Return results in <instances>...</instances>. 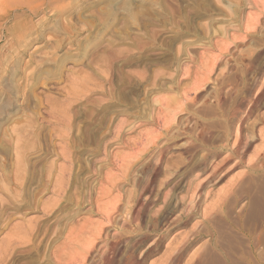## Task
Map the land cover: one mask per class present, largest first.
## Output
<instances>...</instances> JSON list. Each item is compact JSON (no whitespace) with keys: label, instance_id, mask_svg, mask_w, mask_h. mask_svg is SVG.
Segmentation results:
<instances>
[{"label":"rangeland","instance_id":"374dc122","mask_svg":"<svg viewBox=\"0 0 264 264\" xmlns=\"http://www.w3.org/2000/svg\"><path fill=\"white\" fill-rule=\"evenodd\" d=\"M58 1H35L45 4L34 17L18 12V3L0 12L14 14L0 28V264H77L82 258V264H108V259L127 264L129 254L137 255V264H217L212 254H200L211 239L204 221L215 204L229 220L220 216L213 226L231 256L225 262L264 264V96L259 99L264 82V0ZM205 65L208 70H202ZM256 97L259 102L246 116ZM233 111L245 117L246 133L255 134L252 147L238 165H230L198 192L205 177L199 159L207 152L188 155L185 144L204 129L210 137L215 134L209 137L210 148L233 146L235 137L226 132ZM181 125L188 130L176 134ZM214 139L224 141L213 144ZM165 145L170 147L160 151ZM160 152L164 164L155 200L148 214L132 223L134 201L147 187ZM219 154L216 163L226 155ZM193 207L196 215L186 224L171 226ZM166 215L169 224L161 221ZM154 226L160 232L154 234ZM17 229L27 232L25 240L8 246ZM166 231L159 249L142 254L154 235ZM198 231L201 237L187 253L177 254L175 244L181 237ZM143 234L149 239L142 246L134 244ZM170 248L175 251L167 255ZM244 254L255 256L250 260Z\"/></svg>","mask_w":264,"mask_h":264},{"label":"bare ground","instance_id":"6f19581e","mask_svg":"<svg viewBox=\"0 0 264 264\" xmlns=\"http://www.w3.org/2000/svg\"><path fill=\"white\" fill-rule=\"evenodd\" d=\"M35 1H37V0H0V12H2V11H4L5 9H7L8 7H9V5H10V3L11 4H13V3H18V4H16V5H18V7H17V11L19 12V11H27V12H25L24 14L25 15H27L28 14V16L29 15H33V17H34V15L35 14H37L38 15V13L40 12V11H42L43 12V10H40V8L45 4H39V5H36V3H35ZM41 1H45L46 2V0H41ZM56 1H58V0H56ZM62 1V0H61ZM50 2V1H49ZM58 2H60V1H58ZM58 2H56V3H58ZM73 2V1H72ZM78 2V1H77ZM81 2V1H80ZM49 4V3H48ZM53 4V3H52ZM60 4V3H59ZM59 4H58V6H59ZM62 4V3H61ZM71 4V3H70ZM77 4V3H76ZM51 5V4H50ZM55 6L57 5V4H54ZM53 5V6H54ZM69 5V4H68ZM75 5V4H74ZM48 6V5H47ZM58 6H56V7H58ZM71 6V5H70ZM69 6V7H70ZM13 7V6H12ZM46 7V6H45ZM60 7V6H59ZM58 7V8H59ZM62 7V6H61ZM66 7V6H65ZM51 8V7H50ZM57 8V9H58ZM43 9V8H42ZM55 9V8H54ZM64 9H66V8H64ZM63 9V10H64ZM52 10H53V7H52ZM62 9L60 10V11H63ZM46 11V10H45ZM44 11V12H45ZM42 12H40V13H42ZM15 13V12H14ZM57 14H59L60 15V12L58 13L57 12ZM66 14V13H65ZM64 14V15H65ZM58 15V16H59ZM14 17V14L13 13H9V14H4V15H2L1 13H0V28H2L3 26H5V24H7L12 18ZM32 17V16H31ZM27 18V17H26ZM23 19V18H22ZM26 23V22H25ZM9 24V23H8ZM27 27V26H26ZM7 28V27H6ZM5 28V29H6ZM4 29V30H5ZM2 30H3V28H2ZM32 30V29H31ZM40 37V36H39ZM38 37V38H39ZM262 47V46H261ZM98 48V47H97ZM260 49V48H259ZM253 51H255L254 49H252ZM262 51V50H261ZM257 54H261V53H257ZM259 55L258 56H256V57H254L253 59H251L252 60V63H256V59H258L259 58ZM261 56V55H260ZM252 58V57H251ZM250 59V58H249ZM17 61V60H16ZM19 62V61H18ZM82 62V61H81ZM219 62V61H218ZM221 62V61H220ZM59 63V62H58ZM83 63V62H82ZM213 63H217L215 60L213 61ZM243 63V62H242ZM245 63V62H244ZM13 64H14V62H13ZM212 64V63H211ZM214 64V65H215ZM207 65V64H206ZM206 65H205V67H206ZM214 65H212V67H214ZM16 66V65H15ZM18 66V65H17ZM204 66V65H203ZM210 66V65H209ZM217 66V65H216ZM249 66V65H248ZM12 68V67H11ZM15 68V67H14ZM207 68V67H206ZM93 69V68H92ZM209 69V67L207 68V69H202V70H208ZM215 69V68H214ZM262 70H264V67L263 68H261ZM221 70V69H220ZM213 71V70H212ZM17 72V71H16ZM99 73H100V70L98 71ZM211 72V71H210ZM209 71L207 72V73H210ZM259 72V71H258ZM99 73L97 74L98 76H100L99 75ZM215 73V72H214ZM211 74H213V73H211ZM210 74V76H212ZM264 74V73H263ZM109 75V74H108ZM96 76V75H95ZM98 76H96V77H98ZM131 76V75H130ZM229 76V75H228ZM94 77V76H93ZM107 77V76H106ZM260 77V76H259ZM94 78H91V81L93 80ZM111 79V78H110ZM129 79V78H128ZM130 79H132V78H130ZM135 79V78H134ZM206 79V78H205ZM219 79V78H218ZM260 79H261V77H260ZM37 80V79H36ZM36 80H35V82H36ZM108 80V79H107ZM135 80H137V79H135ZM135 80H133V81H135ZM210 80V79H209ZM208 80V81H209ZM216 80V79H215ZM109 81V80H108ZM107 81V82H108ZM119 81H121V80H119ZM118 81V82H119ZM126 81H128V80H126ZM130 81V80H129ZM128 81V82H129ZM137 81H140V80H137ZM207 81V82H208ZM218 81V80H217ZM264 81V80H263ZM106 82V81H105ZM117 82V83H118ZM124 82H125V80H124ZM141 82V81H140ZM139 82V83H140ZM196 82V81H195ZM199 82H200V80H199ZM215 82V81H214ZM84 83V82H83ZM83 83H82V85H83ZM133 83V82H132ZM132 83H131V85H130V83H126V84H128V85H130V86H132ZM135 83H137V82H135ZM135 83H133V84H135ZM216 83V82H215ZM226 83V82H225ZM230 83V82H229ZM35 84V83H34ZM75 84V83H74ZM85 84V83H84ZM86 84H87V82H86ZM92 85H93V82L91 83ZM123 84H125V83H123ZM142 84V83H141ZM259 84V83H258ZM35 85H37V84H35ZM79 85V84H78ZM198 85V84H197ZM219 85V84H218ZM86 86V85H85ZM89 86H91V85H89ZM129 86V87H130ZM139 86H140V84H139ZM138 86V87H139ZM199 86V85H198ZM36 87V86H35ZM81 87H83V86H81ZM92 87V86H91ZM124 87V86H123ZM133 87V86H132ZM137 87V86H136ZM142 87H143V84H142ZM195 87H196V85H195ZM222 87H224L223 85H222ZM252 87V86H251ZM3 88V87H2ZM78 88V87H77ZM76 88V90H78ZM89 88V87H88ZM99 88H100V86H99ZM134 88H135V86H134ZM196 88H198V87H196ZM227 88V87H226ZM4 90H5V88H3ZM9 89V88H8ZM80 89V88H79ZM91 89V88H90ZM90 89H89V92H90ZM133 89V88H132ZM199 89V88H198ZM92 90V89H91ZM260 91H261V93H260V96H259V99H261L260 97H263L264 96V82H263V84H262V86H261V88L259 89ZM79 91V90H78ZM81 91V90H80ZM199 91V90H198ZM259 91V92H260ZM72 92V91H71ZM213 92V91H212ZM258 92V93H259ZM78 94H81V92L79 93V92H77ZM229 93V92H228ZM254 93V92H253ZM71 94V93H70ZM75 94V93H74ZM100 94V93H99ZM77 95V94H76ZM75 95V96H76ZM96 95V94H95ZM221 95V94H220ZM233 95V94H232ZM217 96V95H216ZM222 96H223V94H222ZM91 97V96H90ZM224 97V96H223ZM226 98V97H225ZM249 98H252V97H250L249 96ZM213 100V99H212ZM217 101H218V99H217ZM174 102V101H173ZM220 102V101H219ZM238 102V101H237ZM257 102H259V101H257V97H256V101H254L252 104H251V107H247V111H246V116H249V114L251 113L250 112V110H251V108L252 107H254L255 105H257ZM12 103V102H11ZM150 103V102H149ZM10 104V103H9ZM189 104L190 103H188V106H189ZM218 104V103H217ZM223 104V103H222ZM231 104V103H230ZM162 105V104H161ZM165 106H166V104H164ZM168 105H169V103H168ZM175 105V104H174ZM193 105H195V104H193ZM244 104H243V102H242V106H243ZM170 106V105H169ZM177 106V105H176ZM175 106V107H176ZM220 106V105H219ZM228 106V105H227ZM236 106H237V104H236ZM247 106V105H246ZM6 107V106H5ZM174 107V106H173ZM193 107V106H192ZM257 107V106H256ZM259 107V106H258ZM162 107H160V109H161ZM165 108H168V106H166ZM181 108H183V107H181ZM225 108V107H224ZM244 107H242L240 110H242ZM250 108V109H249ZM148 109H150V108H148ZM163 109V108H162ZM171 109V108H170ZM174 109V108H173ZM196 109V108H195ZM210 109V108H209ZM232 109V108H231ZM165 110H167L168 111V109H165ZM187 110V109H186ZM228 110V109H227ZM233 110V109H232ZM240 110H238L239 111V113H241V111ZM244 110V109H243ZM242 110V111H243ZM245 110H246V107H245ZM254 110V109H253ZM164 112V113H168V112ZM189 110H187V112H188ZM214 111V110H213ZM191 112V111H190ZM216 112V111H215ZM219 112V111H218ZM217 112V113H218ZM255 112V111H254ZM52 113H53V111H52ZM153 113V112H152ZM157 113V112H156ZM156 113H155V115H156ZM159 113H161V112H159ZM170 113V112H169ZM184 113V112H183ZM193 113H195V111H193ZM201 113V112H200ZM220 113V112H219ZM218 113V114H219ZM244 113V112H243ZM171 114V113H170ZM172 114H174V113H172ZM171 114V115H172ZM226 114V113H225ZM175 115V114H174ZM193 115V114H192ZM160 116V115H159ZM159 116H154V117H159ZM164 116V115H163ZM223 116V115H222ZM83 117V116H82ZM169 117V116H168ZM173 117V116H172ZM189 117V116H188ZM228 117V116H227ZM251 117V116H250ZM146 118V117H145ZM161 118H162V116H161ZM160 119V118H159ZM159 119H158V121H159ZM164 118H162V120H163ZM172 119V118H171ZM170 118H169V120H171ZM199 119V118H198ZM224 119V118H223ZM153 120V119H152ZM161 120V119H160ZM175 121H176V119H174ZM163 121H165V120H163ZM191 121V120H190ZM203 121V120H202ZM222 121V120H221ZM245 121H246V119H245V117H243V116H241V115H239L238 114V112L237 111H233V112H231V124L229 123L228 124V127L226 128L227 129V137H232V136H234L235 137V140H233L234 141V144H233V146H231V147H229L228 146V144L225 146V147H219V146H215L216 148H210V146H212L211 145V143H210V138H214V136H215V134H213V136L212 137H210V133L209 134H207L206 132H205V130L203 129V130H199V132L197 133V136H195L196 138L195 139H192V141L191 142H187L188 144L186 145L185 144V146H186V148H185V153L186 154H188V155H191L192 153H198L199 151H201V152H207V154L206 155H204L201 159H199V160H201L200 161V165L199 164H197V165H199V172H201L202 173V176H205L204 177V179H203V181H201L197 186H198V188H197V190H199L198 192H200V190H201V188L205 185V184H207L208 182H210V181H212V180H214V179H216L217 180V178H218V176L225 170V169H227L230 165H231V168H233V167H235L236 165H238V163L240 162V159L242 158V156H243V154L245 153V152H247L251 147H252V142H253V140L255 139V134L254 135H250L249 133H246V129H245V126H244V123H245ZM149 122V121H148ZM166 122V121H165ZM171 122V121H170ZM187 122H188V119H187ZM254 122V121H253ZM257 122H258V120H257ZM169 123V122H168ZM167 123V124H168ZM172 123V122H171ZM203 123V122H202ZM159 124V123H158ZM166 124V123H165ZM190 124V123H189ZM161 125V124H160ZM172 125V124H171ZM186 125V124H185ZM166 127H167V125H165ZM168 126H169V124H168ZM205 126V125H204ZM249 126H251V125H249ZM75 127V126H74ZM105 127V126H104ZM121 127V126H120ZM132 127V126H131ZM223 127V126H222ZM221 127V128H222ZM107 128V127H106ZM136 128V127H135ZM208 128V127H207ZM83 129V128H82ZM120 129V128H119ZM121 129H123V128H121ZM164 129V128H163ZM162 129V130H163ZM175 129H176V127H175ZM211 129V128H210ZM216 129V128H215ZM173 130V129H172ZM188 129H187V127H184V125H181V128H179L178 129V132H177V130H176V134H178V133H183V132H185L186 133V131H187ZM209 130V129H208ZM207 130V131H208ZM83 131V130H82ZM132 131H133V129H132ZM196 131V130H195ZM254 131V130H253ZM262 131V130H261ZM89 132H94V131H89ZM121 132V131H120ZM131 132V131H130ZM161 132V131H160ZM171 132V131H170ZM252 132V131H251ZM263 132V131H262ZM98 133V132H97ZM118 133V131H116V134ZM184 133V134H185ZM88 134V133H87ZM89 134H91V133H89ZM123 134V133H122ZM125 134V133H124ZM152 134V133H151ZM154 134V133H153ZM263 134V133H262ZM114 135V134H113ZM170 135V134H169ZM191 135V134H190ZM219 135H220V133H219ZM223 135V137L225 136V138H227L226 137V135H224V134H222ZM89 137H90V135H88ZM87 136V137H88ZM93 136V135H92ZM91 136V137H92ZM151 136V135H150ZM149 136V137H150ZM168 136V135H167ZM178 136H180V135H178ZM65 137V136H64ZM63 137V138H64ZM100 137V136H99ZM118 137H119V133H118ZM148 137V138H149ZM157 137V136H156ZM166 137V136H165ZM173 137V136H172ZM177 137V136H176ZM210 137V138H209ZM218 137V136H217ZM216 137V138H217ZM220 137H222L221 135H220ZM262 137V136H261ZM82 138V137H81ZM128 138V137H127ZM225 138H222V139H225ZM256 138H257V136H256ZM153 139H154V141H155V138L153 137ZM171 139H173V138H171ZM181 139V138H180ZM221 139V140H222ZM258 139V138H257ZM98 140V139H97ZM101 140V139H100ZM123 140H124V138H123ZM174 140H175V138H174ZM212 140V139H211ZM216 139H214L213 140V144H218V141L220 140H218V141H215ZM220 140V141H221ZM65 141H66V139H65ZM102 141V140H101ZM149 141V140H148ZM153 141V140H152ZM171 141V140H170ZM184 141V140H183ZM189 141V140H188ZM224 140H222V142H223ZM228 141V140H227ZM66 142H68V140L66 141ZM225 142H226V140H225ZM149 143V142H148ZM148 143H147V145H148ZM164 143V142H163ZM108 144V143H107ZM170 144V143H169ZM180 144V143H179ZM182 144V143H181ZM154 146L156 145V143H154L153 144ZM161 145V144H160ZM174 145V144H173ZM149 146H151V144L149 145ZM170 147V145H168V147H167V145H165V146H163V148L160 150V151H163L164 149L165 150H167L168 148ZM79 148V147H78ZM152 148V147H151ZM146 149H147V146H146ZM46 150V149H45ZM149 150H151V149H149ZM179 150V149H178ZM147 151H148V149H147ZM183 151H184V149H183ZM166 152V151H165ZM201 152H199V153H201ZM220 152H223V153H225L226 155H225V157L221 160V161H219L218 163H216V159H219V158H217L218 157V154L220 153ZM47 153V152H46ZM158 153V152H157ZM260 153V152H259ZM165 154V153H164ZM167 154V153H166ZM163 155V154H162ZM162 155H161V152H160V158L158 159V161H153L154 162V169L151 167V171H152V169H153V172H151V177L149 178L150 180L148 181V185H147V187H145V188H142L141 189V191L143 190V193H142V195L140 196L139 195V197H138V199H136L135 197V201H134V204H133V207H132V211H131V214H132V217H133V222L132 223H134V222H136L139 218H141L142 216H143V213L145 212L146 213V210L149 208V206H150V202L152 201V199H153V197H154V194H155V189H156V185H157V180H158V177L161 175V166H162V161H163V157H162ZM180 155V154H179ZM220 155V154H219ZM152 156V155H151ZM165 156V155H164ZM127 157V156H126ZM123 158V157H122ZM121 158V159H122ZM140 158V157H139ZM158 158V157H157ZM127 159V158H126ZM125 159V160H126ZM133 159H135V158H133ZM176 159V158H175ZM189 159V158H188ZM233 159H235L236 161H235V163L232 161ZM238 159H239V161H238ZM243 159V158H242ZM128 160V159H127ZM181 160V159H180ZM185 160V159H184ZM190 160V159H189ZM193 161H195V160H193ZM215 161V162H214ZM218 161V160H217ZM152 162V163H153ZM165 162V161H164ZM214 162V163H213ZM232 162L234 163V164H232ZM242 162V161H241ZM125 163V162H124ZM123 163V164H124ZM128 163V162H127ZM126 163V164H127ZM130 163V162H129ZM128 163V164H129ZM150 163V162H149ZM180 163V162H179ZM196 163V162H195ZM199 163V162H198ZM133 164V163H132ZM164 164V163H163ZM182 164V163H181ZM243 164V163H242ZM175 165V164H174ZM196 165V164H195ZM194 165V166H195ZM123 166V165H122ZM130 166V165H129ZM129 166H127V167H129ZM149 166V165H148ZM147 166V167H148ZM153 166V165H152ZM52 167V166H51ZM143 167V166H142ZM150 167V166H149ZM174 167V166H173ZM165 168H167V167H165ZM169 168V167H168ZM196 168V167H195ZM122 169V168H121ZM124 169H125V167H124ZM4 170V169H3ZM140 170L141 169H139V172H140ZM177 170H178V168H177ZM189 170V169H188ZM44 171V170H43ZM42 171V172H43ZM47 171V170H46ZM133 171V170H132ZM175 171V170H174ZM182 171V170H181ZM48 172V171H47ZM150 172V171H149ZM168 171H166V173H167ZM170 173V172H169ZM181 173V172H180ZM184 173V172H183ZM123 174V173H122ZM140 174V173H139ZM142 174V173H141ZM144 174V173H143ZM150 174V173H149ZM162 174H164V176H165V171H164V173L162 172ZM193 174V173H192ZM121 175V174H120ZM167 175H168V173H167ZM191 175V174H190ZM38 176V175H37ZM162 176V175H161ZM169 176V175H168ZM200 176V175H199ZM30 177V176H29ZM123 177V176H122ZM139 177V176H138ZM48 178H50V176H48ZM108 178V177H107ZM142 178V177H141ZM146 178H147V174H146ZM178 178V177H177ZM148 179V178H147ZM167 180L169 179V177L168 178H166ZM166 179H164V181L166 180ZM181 179V178H180ZM58 180V179H57ZM68 180V179H67ZM110 181H111V179H109ZM132 180V179H131ZM130 180V181H131ZM145 180V179H144ZM161 180V179H160ZM166 180V181H167ZM33 181V180H32ZM135 181V180H134ZM112 182V181H111ZM145 182V184H146V181H144ZM48 183V182H47ZM55 183H57V181H55ZM115 183V182H114ZM114 183H113V185H114ZM140 183V182H139ZM193 183H195V182H193ZM53 184V183H52ZM68 184V183H67ZM88 184V183H87ZM124 184H126V183H124ZM145 184H143V187H144V185ZM159 184V183H158ZM161 184H167V182H162L161 181ZM55 185V184H54ZM112 185V184H111ZM158 186V185H157ZM160 186H162V185H160ZM182 186V185H181ZM112 187V186H111ZM138 187V186H137ZM187 187V186H186ZM57 188V187H56ZM140 188V187H139ZM161 188V187H160ZM93 189V188H92ZM103 189V188H102ZM112 189V188H111ZM40 190V189H39ZM157 192H159L158 190H157ZM203 192V191H202ZM161 193H163V192H161ZM197 193V192H196ZM104 195V194H103ZM106 195V194H105ZM163 195V194H162ZM203 195V194H202ZM129 196V195H128ZM127 196V197H128ZM136 196V195H135ZM144 196H146V198L143 200L142 199V197H144ZM158 196V195H157ZM156 196V197H157ZM120 197V196H119ZM197 197H198V195H197ZM106 198V197H105ZM115 198V197H114ZM133 198V197H132ZM162 198V197H161ZM203 198V197H202ZM102 199H103V196H102ZM117 199V198H116ZM130 199V198H129ZM172 199V198H171ZM190 199V198H189ZM199 199V198H198ZM198 199H196V200H198ZM125 200V199H124ZM134 200V199H133ZM153 200H155V199H153ZM203 200V199H202ZM98 201H99V198H98ZM159 201V200H158ZM100 202V201H99ZM126 202H129V201H126ZM196 202V201H195ZM111 204H112V201L110 202ZM157 203V202H156ZM160 203V202H159ZM107 204V203H106ZM106 204H104V205H106ZM125 204V203H124ZM102 205H103V202H102ZM108 205H110V204H108ZM116 205V204H115ZM126 205V204H125ZM132 204H130V206H131ZM99 206H101V204H99ZM179 206H181V205H179ZM198 206H199V204H198ZM102 207V206H101ZM106 207V206H105ZM100 208V207H99ZM108 208V207H107ZM111 207H109L108 208V210L110 209ZM114 208H115V206H114ZM181 208V207H180ZM187 208V207H186ZM189 208V207H188ZM150 209V208H149ZM174 209V208H173ZM101 210H103V209H101ZM114 209L112 208V211H113ZM122 210V209H121ZM126 210V209H125ZM128 210H129V208H128ZM154 210V209H153ZM178 210H180V209H178ZM183 210V209H182ZM188 209H186V213H184L183 214V216L182 217H180L178 220H176V221H174V223L173 224H171V226L172 225H174V224H179V223H181V222H184L183 224H186V222L185 221H187V220H190L191 218H192V216L193 215H196L195 214V211H196V208H192L189 212L187 211ZM104 211H105V209H104ZM111 211V212H112ZM123 211V210H122ZM149 211V210H148ZM173 211H175V209L173 210ZM199 211V210H198ZM16 212V211H15ZM101 212V211H100ZM126 212H127V210H126ZM150 212V211H149ZM106 213V212H105ZM110 213V212H109ZM119 213H120V209H119ZM118 212H117V214H119ZM151 213V212H150ZM149 213V214H150ZM103 214V213H102ZM107 214V213H106ZM113 214V213H112ZM127 214V213H126ZM146 214H148V213H146ZM152 214V213H151ZM198 214V213H197ZM125 217V215L122 213V217ZM127 216H129V215H127ZM147 216V215H146ZM149 216V215H148ZM175 216V215H174ZM173 216V217H174ZM176 216H178V215H176ZM224 217V218H226L227 219V214L225 213V211H224V209H220L219 210V207L215 204V207L214 208H212V210L210 211V216L204 221V223H205V225H206V227L210 230V237H211V239H210V242H209V244L207 245V246H205L203 249H202V253H200V254H212V257H215V254H228V252L227 251H225L222 247H221V245H220V242H219V235H218V231H215L214 229H213V226H214V224L215 223H217V222H219L220 223V221H218V219H221V218H219V217ZM113 217H114V215H113ZM112 217V218H113ZM121 217V216H120ZM205 217H206V215H205ZM105 218H106V216H105ZM119 218V217H118ZM117 219V218H116ZM116 219H115V222H117L116 221ZM169 219H170V216L169 215H166V216H164L163 218H162V220L161 221H163V222H165L166 224H169L171 221H169ZM171 219H172V217H171ZM124 219H121V221H123ZM228 220V219H227ZM112 222H113V219L111 220ZM130 221V220H129ZM145 221V220H144ZM154 221V220H153ZM158 221V220H157ZM124 222V221H123ZM159 222V221H158ZM228 222H229V220H228ZM86 223V222H85ZM120 223V222H119ZM103 224V223H102ZM116 224V223H115ZM164 224V223H163ZM182 224V225H183ZM196 224V223H195ZM231 224V223H230ZM93 225V224H92ZM91 225V226H92ZM95 225V224H94ZM108 225H109V223H108ZM137 225V224H136ZM151 225H153V224H151ZM155 225H157V223L155 224ZM161 225V224H160ZM165 225V224H164ZM102 226H104V225H102ZM106 226V225H105ZM110 226V225H109ZM113 226V225H112ZM128 226V225H127ZM132 226V225H131ZM145 226V225H144ZM15 227V226H14ZM20 227V226H19ZM23 226L21 225V228H22ZM87 227H88V225H87ZM119 227H121L120 225H119ZM118 227V228H119ZM138 227V226H137ZM146 227V226H145ZM148 227V226H147ZM146 227V228H147ZM152 227V226H151ZM155 227V226H154ZM159 227H161V226H159ZM166 227V226H165ZM164 227V228H165ZM81 229H82V227H80ZM92 228H94L93 226H92ZM100 228V227H99ZM114 228H116V227H114ZM140 227H138V229H139ZM33 229V228H32ZM43 229V228H42ZM88 229V228H87ZM86 229V230H87ZM121 229H123V228H121ZM130 229H132L133 230V228H131L130 227ZM129 229V230H130ZM137 229V230H138ZM153 229V228H152ZM163 229V228H162ZM12 230V229H11ZM14 230V229H13ZM99 230V229H98ZM128 230V229H127ZM139 230H141V229H139ZM205 230V229H204ZM217 230V229H216ZM21 231H22V229L21 230H16V231H14V233L12 234V236L10 237V239L8 240V243H7V245L9 246H11V245H13L12 244V242H14V241H17L18 242V240L17 239H24L25 240V237H24V235H27L26 233H24L23 231H22V233H21ZM32 231H34V230H32ZM82 230H80V231H78V232H81ZM134 231V230H133ZM132 231V232H133ZM207 231V230H206ZM11 232V231H10ZM9 232V234H11ZM37 232V231H36ZM45 232V231H44ZM84 232V231H83ZM116 232V231H115ZM120 232H121V230H120ZM127 232V231H126ZM135 232V231H134ZM133 232V233H134ZM140 232H142V231H140ZM139 232V233H140ZM157 232H160L156 227L154 228V230H153V233L154 234H156ZM207 232H209V231H207ZM90 233H92V232H90ZM97 233V232H96ZM127 233H130V232H127ZM126 233V234H127ZM138 233V234H139ZM144 233V232H143ZM166 233H167V231L166 232H164V233H162V234H160V235H157V236H153L154 238H155V240L153 241V243L151 244V245H147V246H149L145 251H143V253L142 254H147V255H149L150 253H152L153 251H155L156 250V248H158L159 247V245H160V242L164 239V237H165V235H166ZM206 233V232H205ZM9 234H8V236H9ZM40 234V233H39ZM95 234V233H94ZM132 234V233H131ZM135 234V233H134ZM151 234V233H150ZM30 235H32V233L30 234ZM35 235V234H34ZM73 235H74V233H73ZM85 235V234H84ZM97 235V234H96ZM106 235V234H105ZM125 235V234H124ZM144 235V234H143ZM189 235V234H188ZM201 234L199 233V231L198 232H196V233H193V239L192 240H190V238H188V236H182V237H184V238H182L181 237V240H180V242L178 243V242H176V243H178V244H175V245H179V251H178V253L177 254H182L184 251L186 252V249L188 248V246H190L192 243H194V242H196L197 241V239L199 238V237H201L200 236ZM20 236V237H19ZM29 236V235H28ZM27 236V237H28ZM37 236V235H36ZM35 236V237H36ZM53 236H54V234H53ZM71 236H72V234H71ZM97 236H99V234L97 235ZM109 236V235H108ZM131 236V235H130ZM16 237H19V238H16ZM92 237V236H91ZM91 237H89V238H91ZM104 237V236H103ZM102 237V238H103ZM123 237V236H122ZM127 237V236H126ZM152 237V238H153ZM30 238V237H29ZM38 238V237H37ZM95 238H96V236H95ZM115 238L117 239L118 238V240H120V236H115ZM151 238V237H150ZM176 238V237H175ZM13 239H15V240H13ZM74 239L76 240V238L74 237ZM78 239V238H77ZM81 239H82V237H81ZM88 239V238H87ZM122 239V238H121ZM149 239V236H147V235H144L143 237H141V238H136L135 240H134V244H136L137 242H138V244H140L141 246H142V244L143 243H145L147 240ZM27 240V242H28V240H30V239H26ZM79 240V239H78ZM129 240V239H128ZM7 241V240H6ZM72 241V240H71ZM99 241V240H98ZM114 241V240H113ZM125 241V240H124ZM177 241V240H176ZM30 242V241H29ZM85 242V241H84ZM84 242H82V244L84 243ZM88 242H91V241H88ZM100 242V241H99ZM115 242H116V240H115ZM150 242H152V241H150ZM19 243V242H18ZM70 243V242H69ZM92 243V242H91ZM101 243V242H100ZM117 243V242H116ZM116 243H114V245L116 244ZM132 243V244H133ZM71 244V243H70ZM74 244H75V242H74ZM81 244V243H80ZM86 244V243H85ZM103 244H104V241H103ZM130 244H131V242H130ZM131 244V245H132ZM137 244V245H138ZM149 244V243H148ZM162 244H163V242H162ZM16 245V244H15ZM21 245V244H20ZM65 245V244H64ZM69 245V244H68ZM71 245H73V244H71ZM88 245V244H87ZM107 245V244H106ZM110 245V244H109ZM121 245V244H120ZM137 245H135L136 247H137ZM175 245L174 246H171V248L173 247V249H176V248H174L175 247ZM8 246H7V249L6 250H8ZM75 246V245H74ZM82 247H84L83 245H81ZM99 246V245H98ZM111 246V245H110ZM124 247H126V245H123ZM6 247V246H5ZM77 247H79V246H77ZM120 247V246H119ZM145 247V246H144ZM178 247V246H177ZM11 248V247H10ZM9 248V249H10ZM13 248H15V247H13ZM12 248V249H13ZM87 248V246L86 247H84V250ZM105 248V247H104ZM110 248V247H109ZM169 249V251H167V255L168 254H173L174 253V251L172 250V249ZM80 249H82V248H80ZM93 249V248H92ZM106 249V248H105ZM111 249L112 250H115L116 248H115V246H112L111 247ZM159 249V248H158ZM4 250H5V248H4ZM4 250H3V252H4ZM5 250V251H6ZM65 250V249H64ZM72 250V249H71ZM87 250H89V248L87 249ZM100 250V249H99ZM103 250V249H102ZM125 250H126V248H125ZM132 250V249H131ZM140 250V249H139ZM143 250V249H142ZM63 251V250H62ZM104 251V250H103ZM124 251V250H123ZM171 251V252H170ZM83 252H85V251H80L79 253H83ZM88 252V251H87ZM98 252V251H97ZM106 252V251H105ZM116 252H117V250H116ZM125 252V251H124ZM133 252V251H132ZM142 252V251H141ZM165 252H166V250H165ZM170 252V253H169ZM184 252V253H185ZM5 253V255H6V252H4ZM78 253V252H77ZM86 253V252H85ZM96 253V252H95ZM120 254L122 253V252H119ZM118 253V254H119ZM131 253V252H130ZM187 253V252H186ZM67 254V253H66ZM102 254V253H101ZM101 254L99 253V255L101 256ZM60 255V254H59ZM65 255V254H64ZM83 255H86L87 256V253L86 254H83ZM95 255V254H94ZM98 255V254H97ZM112 255V254H111ZM122 255H123V253H122ZM152 255V254H151ZM71 256V255H70ZM73 256V255H72ZM78 256H80L79 254H78ZM77 256V258H78V260L80 259L81 260V256L80 257H78ZM85 256V257H86ZM92 256H93V254H92ZM91 256V257H92ZM103 256V255H102ZM109 256H110V254H109ZM115 256V255H114ZM121 256V255H120ZM120 256H117V257H120ZM137 256V255H136ZM135 256V254H129V257H127V259L129 260V262H127V260L125 261V262H127V264H137L138 262H137V257ZM145 256V255H144ZM44 257V256H43ZM94 257V256H93ZM122 257V256H121ZM149 257V256H148ZM204 257V256H203ZM58 258H60V257H58ZM76 258V256H74V259ZM100 258H102V257H100ZM105 258V257H104ZM103 258V259H104ZM126 258V257H125ZM124 258V259H125ZM182 258V257H181ZM206 258V257H205ZM96 259H97V257H96ZM95 259V260H96ZM99 259V258H98ZM106 259V258H105ZM108 259V258H107ZM167 259V258H166ZM183 259V258H182ZM181 259V260H182ZM198 259H200V257L198 258ZM77 260V261H78ZM79 260V261H80ZM113 260V259H112ZM116 260V259H115ZM139 260V259H138ZM174 260V259H173ZM200 260H203V259H200ZM2 261V260H1ZM76 261V260H75ZM76 261V262H77ZM82 261L84 262V258H82V260L80 261V262H78V263H80V264H82ZM93 261V260H92ZM99 261V260H98ZM98 261H96V263L98 262ZM108 261V264H112V262H110V260L108 259L107 260ZM117 261H119V260H117ZM117 261H116V263H117ZM57 262V261H56ZM69 262H74V261H70L69 260ZM68 262V263H69ZM88 262H90V261H88ZM106 262V261H105ZM104 262V263H105ZM141 262V261H140ZM173 262V261H172ZM198 262H200L199 260H198ZM197 262V263H198ZM75 263V262H74ZM74 263H72V264H74ZM77 263V264H78ZM115 263V264H116ZM196 263V264H197ZM201 263V262H200ZM70 264V263H69ZM76 264V263H75ZM117 264H119V262L117 263ZM122 264H125L124 263V260H123V263ZM145 264V263H144Z\"/></svg>","mask_w":264,"mask_h":264},{"label":"crops","instance_id":"0c3cea01","mask_svg":"<svg viewBox=\"0 0 264 264\" xmlns=\"http://www.w3.org/2000/svg\"><path fill=\"white\" fill-rule=\"evenodd\" d=\"M244 255H245V258H249L250 260H252L253 256H255L254 254H244ZM227 257L231 258V256L227 255V254H215L216 263L217 264H228L227 261L225 262ZM245 264H247V263H245ZM250 264H252V262H250Z\"/></svg>","mask_w":264,"mask_h":264}]
</instances>
